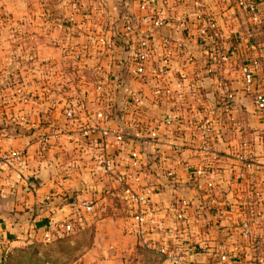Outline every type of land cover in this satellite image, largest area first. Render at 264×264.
<instances>
[{
    "label": "crops",
    "instance_id": "0c3cea01",
    "mask_svg": "<svg viewBox=\"0 0 264 264\" xmlns=\"http://www.w3.org/2000/svg\"><path fill=\"white\" fill-rule=\"evenodd\" d=\"M140 1L0 0V16L18 13L21 27L15 46L9 45L12 33L0 30L6 36L0 42V237L16 246L51 227L90 228L74 264H173L156 251L158 244L169 249L191 244L192 250L183 251L186 264H251L264 250V222L249 244L238 229L264 211V110L244 90L240 65L261 58L254 78L257 87L264 86V0H256L257 22L234 0H205L203 10L215 18L218 35L201 41L192 4L156 0L140 9ZM157 8L165 16L160 26L150 20ZM177 16L182 23L176 28ZM127 19L134 24L130 37L122 33ZM140 40L152 49L141 76L131 56ZM70 42L81 48L80 55L67 50ZM213 45L226 49L230 59L208 70L207 47ZM19 85L31 98L17 99ZM134 91L142 96L140 105L131 100ZM205 116L213 118L212 151L220 166L212 208L203 179L193 182L190 173L202 155L198 131ZM103 127L112 130L107 138ZM151 128L157 129L155 138L138 136ZM116 131L123 134L119 143ZM41 134L48 140L44 152L38 149ZM13 147L24 150L23 160L3 157ZM103 155L112 158L107 170L97 162ZM239 156L253 160V180L237 177ZM141 169L146 178L139 183L155 186L153 213L147 215L153 247L141 245L126 227L134 204L124 188L135 189L132 177ZM251 187L255 197L248 196ZM179 195L188 197V213L201 223L175 217ZM161 220L164 228L158 231ZM221 243L228 247L227 261L214 253Z\"/></svg>",
    "mask_w": 264,
    "mask_h": 264
},
{
    "label": "built area",
    "instance_id": "2783aa9c",
    "mask_svg": "<svg viewBox=\"0 0 264 264\" xmlns=\"http://www.w3.org/2000/svg\"><path fill=\"white\" fill-rule=\"evenodd\" d=\"M156 0H141L139 3L140 9H147L151 3H154ZM183 3L192 4L196 10L192 13L191 16L199 14L200 19L197 23V36L200 38L199 40H213L218 35V27L217 22L213 16H211L208 12L203 10L205 0H179ZM237 6L243 7L248 14L250 15L251 19L254 22H257L259 19L258 8H257V1L256 0H235ZM154 16L151 17V22L155 26L163 25L165 22V16L163 14V9H154ZM45 16V15H44ZM177 24L175 27L177 28L182 22L180 20V16L176 17ZM122 33L125 36H131L134 31V24L133 21L127 19L124 24L122 25ZM191 33V32H190ZM99 40L101 43H105L104 35L99 36ZM162 43L164 47H166L167 53L170 52L169 50V41L167 38L162 39ZM139 45V46H138ZM137 47L135 46L134 50V57L133 59V69L134 72L138 75H142L145 72V62L150 57L152 52L151 46L145 41L140 40L138 42ZM67 50L78 56L81 54V48L76 46L74 43L70 42L66 46ZM208 48V70H212L213 68L217 67L220 64L227 63L230 59V53L222 48L220 45H213L211 48ZM259 60L257 57H252L246 61H244L240 65V72L242 77V85L244 90L252 92V100L255 107L258 110H264V86L257 87L255 85V73L259 69ZM163 67L160 66L157 68V72H162ZM97 91H101L100 86H96ZM168 92V90H166ZM17 99L26 101L31 98L30 94L22 87L16 86L13 92ZM131 100L134 104L140 105L142 102V96L139 94L138 91H134L131 94ZM9 100H6L5 103H8ZM229 107V106H227ZM166 125H170L172 119L167 117L164 120ZM213 118L210 116H205L202 118V121L199 124V131L198 137L200 139L199 143V151L202 152L201 157L194 163L191 164V177L193 182H198L203 179V192L206 194L207 204H211V208L217 205V196L215 194V182H214V175L220 170V166L218 163V154L212 151L213 143H212V136H213ZM82 133L87 135L88 130L83 129ZM112 133V130L107 127L102 128V137L107 138ZM113 135L116 138V141L119 143L122 141L123 134L116 131L113 132ZM138 136L140 138L149 137L155 138L157 136V129L151 128L146 129V134L139 132ZM38 142V149L39 152H44L47 147V136L45 134H41L39 136ZM211 154L208 157V154ZM4 158H10L14 162H18L23 160L24 158V150L22 148L13 147L11 148L4 156ZM97 162L102 165L104 170H107L112 163L111 156L103 155L97 159ZM239 167L236 170V175L238 178H247L250 180L254 179L253 168L254 162L251 159H248L243 156H239ZM166 176L173 181L174 174L171 169H167ZM133 180L138 181L135 189L130 186H126L124 188V193L127 200L130 203H133V209L130 212V220L126 223V227L130 229L137 236L138 242L146 247H153L154 243L150 238V227H149V217L147 215L153 213V207L150 201L151 195L155 191V186L150 183L146 182L144 184L139 183L143 182L146 178V171L141 169V172L133 175ZM123 177L119 176L118 181H123ZM248 196L255 197L258 193L254 187L248 188ZM50 195H47L46 198L49 199ZM176 200V210H175V217L183 223H188L191 221L193 223H201L202 218L200 216H190L188 213V207L190 205L189 199L185 195H179L175 197ZM75 211V210H74ZM220 217L221 214H218ZM262 222H264V211L260 210L254 214V217L249 220H244L238 229L239 238L246 243H250L252 236L256 233V231L261 230ZM164 228V220H161L156 225V230L160 231ZM42 238L46 241H49L54 238V229L48 228L42 232ZM12 245L6 238L0 237V260H3L12 249ZM219 250L214 252L216 255L217 260L219 261H227L229 259V252L228 247L225 244H219L217 247ZM155 249L158 253L162 254L166 259L171 260L173 264H186L183 251H190L193 249L191 244L184 245L183 247H175V249H169L166 244H158L155 246ZM183 249V250H182ZM237 253H241L238 251ZM255 259L259 263L264 262V250L261 249L259 253L256 255Z\"/></svg>",
    "mask_w": 264,
    "mask_h": 264
},
{
    "label": "rangeland",
    "instance_id": "374dc122",
    "mask_svg": "<svg viewBox=\"0 0 264 264\" xmlns=\"http://www.w3.org/2000/svg\"><path fill=\"white\" fill-rule=\"evenodd\" d=\"M9 14L10 18L7 16L3 19V13H1L0 30L12 33L9 45L15 46L19 44L20 39L14 35L18 29H21L20 20L18 13L11 11ZM4 37L6 38V36L0 37L1 43ZM90 237V228L85 230L76 228L60 229V231L54 230V238L49 241L44 240L41 236L25 244L13 246L0 264H74L80 251L87 245Z\"/></svg>",
    "mask_w": 264,
    "mask_h": 264
},
{
    "label": "trees",
    "instance_id": "16d2710c",
    "mask_svg": "<svg viewBox=\"0 0 264 264\" xmlns=\"http://www.w3.org/2000/svg\"><path fill=\"white\" fill-rule=\"evenodd\" d=\"M125 5H126V4H125ZM126 6H127V5H126ZM131 56L134 57L135 55L133 54V55H131ZM133 57H132V58H133ZM258 60H259V63H261V60H262V59H261V58H260V59L258 58ZM256 239H257V235L254 234V235L252 236V238H251V241H254V242H255ZM1 261H2V260H0V262H1ZM251 264H260V263L257 261V259H254V260L251 262Z\"/></svg>",
    "mask_w": 264,
    "mask_h": 264
}]
</instances>
